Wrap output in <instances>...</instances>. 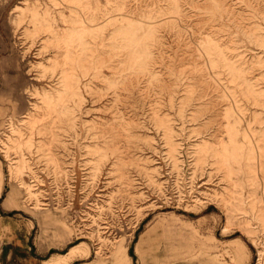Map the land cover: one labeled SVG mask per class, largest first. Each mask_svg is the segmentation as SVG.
<instances>
[{
  "label": "rangeland",
  "instance_id": "rangeland-1",
  "mask_svg": "<svg viewBox=\"0 0 264 264\" xmlns=\"http://www.w3.org/2000/svg\"><path fill=\"white\" fill-rule=\"evenodd\" d=\"M6 173L0 264H264V0H0Z\"/></svg>",
  "mask_w": 264,
  "mask_h": 264
},
{
  "label": "crops",
  "instance_id": "crops-1",
  "mask_svg": "<svg viewBox=\"0 0 264 264\" xmlns=\"http://www.w3.org/2000/svg\"><path fill=\"white\" fill-rule=\"evenodd\" d=\"M4 177H5L4 174H2V177H1V185H0V198L2 197L3 189H4V186H3ZM244 253L245 252L242 251L240 248L235 249L233 251V255H232L233 264H236L238 259L240 261L242 259V257L244 256ZM9 258H10V255H8L5 263H8L9 262ZM1 264H4V263L1 262Z\"/></svg>",
  "mask_w": 264,
  "mask_h": 264
},
{
  "label": "bare ground",
  "instance_id": "bare-ground-1",
  "mask_svg": "<svg viewBox=\"0 0 264 264\" xmlns=\"http://www.w3.org/2000/svg\"><path fill=\"white\" fill-rule=\"evenodd\" d=\"M14 169H17V167L16 166H13V169H11V171H9V176H12V172L14 171ZM9 176H8V173H6V175H5V182H6V184H8L9 183ZM5 188V187H4ZM3 195V194H2ZM228 228V224H227V226H226V229ZM63 258H66V256H63ZM65 262H66V260H65Z\"/></svg>",
  "mask_w": 264,
  "mask_h": 264
}]
</instances>
